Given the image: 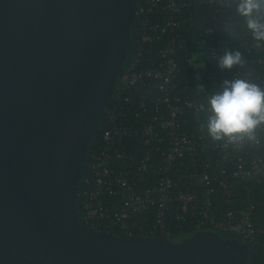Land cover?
<instances>
[{"label": "water", "instance_id": "water-1", "mask_svg": "<svg viewBox=\"0 0 264 264\" xmlns=\"http://www.w3.org/2000/svg\"><path fill=\"white\" fill-rule=\"evenodd\" d=\"M138 0H0V264H257L202 228L128 236L85 224L88 150L124 71Z\"/></svg>", "mask_w": 264, "mask_h": 264}, {"label": "built area", "instance_id": "built-area-1", "mask_svg": "<svg viewBox=\"0 0 264 264\" xmlns=\"http://www.w3.org/2000/svg\"><path fill=\"white\" fill-rule=\"evenodd\" d=\"M241 2L138 0L132 54L103 109L97 147L76 196L85 224L151 237L214 228L264 247V123L236 139L206 141L205 53L193 63L199 52L185 35L198 28L193 13L203 6L208 20L201 34L211 37L208 76L217 85L207 97L235 78L264 88V38H255L247 24L236 49L256 56L241 54V63L220 66L219 30L237 21L226 13ZM252 18L263 22L264 8ZM189 64L203 72L198 86Z\"/></svg>", "mask_w": 264, "mask_h": 264}, {"label": "clouds", "instance_id": "clouds-1", "mask_svg": "<svg viewBox=\"0 0 264 264\" xmlns=\"http://www.w3.org/2000/svg\"><path fill=\"white\" fill-rule=\"evenodd\" d=\"M264 8V0H242L239 12L248 17L247 25L253 30L255 38H264V22L252 18L254 12ZM196 57L193 56L194 63ZM241 63L240 52H228L220 59L222 68H231ZM207 112L206 129L213 140L224 137L236 139L239 133L251 134L253 129L264 123V88L247 79L225 80L220 89L201 105ZM204 127V125H202Z\"/></svg>", "mask_w": 264, "mask_h": 264}, {"label": "trees", "instance_id": "trees-1", "mask_svg": "<svg viewBox=\"0 0 264 264\" xmlns=\"http://www.w3.org/2000/svg\"><path fill=\"white\" fill-rule=\"evenodd\" d=\"M139 4H140V0H139ZM205 9H206V6H205ZM203 11H204L203 6H200V5H199V7H197L194 10L193 16H194V20L196 21V23L198 25V28L194 27V29H192L191 33H189V34L186 33L185 35L187 37L188 45L194 51H196L198 49V52H199L198 55L202 59H203L204 53H205V100H206L208 93L214 91L217 88V85L216 84L213 85L211 80L209 79V76H208V73H211V69L209 67V63H210L209 60L210 59L208 58V54L206 51V44L211 39V37L209 35H205V37H204L203 34H201V32L203 30L202 23H204V21H203L204 12ZM221 14H223V13L221 12ZM226 14L235 15L237 21H232L231 24H229V25H226L224 23L220 27L218 37L220 38V44L219 45L221 47L220 52H221L222 56H224L225 53H228V52H232V53H234L235 51L237 52L236 47L238 46V44L240 42V36L239 35L241 32L246 31L243 28V24H247V21L249 19L248 17L243 16L239 12V9L228 8ZM207 20H208V18H207L206 12H205L204 26L207 24ZM262 20L264 22V19H262ZM134 26H135V24H134ZM238 52H240V54H244V55L247 54L245 50H238ZM254 52L248 53L247 55L256 56L254 54ZM131 54H132V46H131V49H130L128 56H127V60H126L127 64L130 60ZM193 65L189 64L187 73H189L192 77L193 86H198L199 85L198 82H200L202 80L201 77H202L203 72L197 70L195 67H193ZM110 102L111 101L109 99L108 102L106 103V105L109 106ZM205 103H206V101H205ZM206 117H207V112H205V118ZM99 122H100V119H99ZM99 122H98V125H99ZM98 125H97V128L95 129V132H94L93 138H92V142H91L89 150H88V155H87V160H86V165H85L84 170L86 169L87 164L90 162L92 154L97 147L96 140L98 137ZM201 125H204V127L201 126V129L205 132L206 141L209 143H214V144L217 143L216 142L217 140L212 141L211 136H209L207 133L206 120H205V124H201ZM204 162H205V159H204ZM201 170H203V169L201 168ZM82 189H83V185L81 182L80 188H79V194L81 193ZM254 248L257 250V253H258L257 264H264V247L261 245H258Z\"/></svg>", "mask_w": 264, "mask_h": 264}, {"label": "rangeland", "instance_id": "rangeland-1", "mask_svg": "<svg viewBox=\"0 0 264 264\" xmlns=\"http://www.w3.org/2000/svg\"><path fill=\"white\" fill-rule=\"evenodd\" d=\"M194 56H195L196 58L200 59V61H202V58L198 55L197 52L194 54ZM218 231H220V230H218ZM220 232H221V231H220Z\"/></svg>", "mask_w": 264, "mask_h": 264}, {"label": "crops", "instance_id": "crops-1", "mask_svg": "<svg viewBox=\"0 0 264 264\" xmlns=\"http://www.w3.org/2000/svg\"><path fill=\"white\" fill-rule=\"evenodd\" d=\"M198 65H200V64H198ZM198 65H197V66H198ZM197 66H196V67H197Z\"/></svg>", "mask_w": 264, "mask_h": 264}]
</instances>
